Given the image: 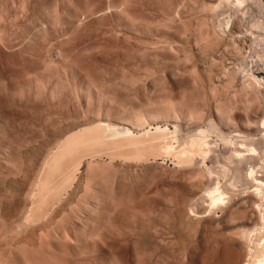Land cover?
I'll return each mask as SVG.
<instances>
[{"label": "bare ground", "instance_id": "bare-ground-1", "mask_svg": "<svg viewBox=\"0 0 264 264\" xmlns=\"http://www.w3.org/2000/svg\"><path fill=\"white\" fill-rule=\"evenodd\" d=\"M170 1L56 0L53 7L49 2L50 15L41 12L40 18L34 14L38 6L34 0H21L19 6L13 2L20 15L10 2L11 10L5 11L12 14L14 8L16 15L0 14L1 261L8 256L18 264H31L25 260V248L44 249L45 245L46 264L59 260L66 264H264V258L257 260L250 248L255 232L264 234V169L257 168L259 160L264 161V136L254 137L264 131V120L260 118L259 125L261 120L256 119V127H249L250 138L243 135L249 143L236 139L248 145L249 154H241L246 149L240 146L233 148L232 138L222 133L230 153L225 171L231 174L223 182L211 174L212 167L208 177L201 169L218 149L208 140L211 129H202L198 122L201 109L183 95L186 73L192 74L188 67L194 70L195 76L190 77L196 82L202 64L212 65L219 58L218 12L230 0H183L171 16L155 17L156 11L166 12ZM241 2L237 0L238 5ZM188 6L200 22L184 16ZM18 16L22 22L21 17L16 21ZM70 16L74 21H68ZM254 22L264 28L261 21ZM238 30L235 27L234 33ZM255 39L260 38L253 37L250 43L254 45ZM169 61L184 67L169 70ZM159 72L170 92H180L179 101L166 96L167 89L165 97H153ZM259 81L264 85L263 75L244 84L248 110L254 109L256 101L261 103L256 93ZM254 93L259 97L254 96L255 102L250 96ZM247 117L246 122L253 124ZM165 118L174 131L160 125ZM26 121L30 127L20 129ZM162 156L177 162L173 179L179 188L163 197L158 190L154 194L169 208V217L162 214L158 220L174 224L165 226L169 233L156 230L151 238H143L144 223L152 222L151 208L148 212L140 208L147 189L137 186L138 178L143 172L154 173L153 159ZM126 197L129 205L123 202ZM63 220L66 225L61 231L55 225ZM183 227L194 236L182 234ZM20 249H25L22 256ZM39 251L34 249L41 257ZM161 252L169 254V263ZM176 258L180 261L171 262Z\"/></svg>", "mask_w": 264, "mask_h": 264}, {"label": "rangeland", "instance_id": "rangeland-1", "mask_svg": "<svg viewBox=\"0 0 264 264\" xmlns=\"http://www.w3.org/2000/svg\"><path fill=\"white\" fill-rule=\"evenodd\" d=\"M0 1H2V0H0ZM5 1H7V0H5ZM5 1H2V2H0L1 4H0V6H1V12H0V14H2V11H3V15H5L4 13H6V11L9 9V10H11V7L13 6V7H16V5H18V3L21 1V0H11V1H8L7 3L5 2ZM14 1H17V4H16V2L15 3H13ZM52 1V2H51ZM56 2V0H34V6H35V4L36 5H38V6H35V10H36V12L34 11V14L36 13V16H38V17H43L44 15H46L47 14V12L48 11H50L51 12V10L50 9H53L52 7L54 6V3L53 2ZM58 1V0H57ZM167 1H169V0H167ZM178 1V2H177ZM171 0L170 2H168V3H165V5L166 4H168L167 6H169V7H165L164 8V10L166 11V12H164L161 8V12H163L162 14H161V12L160 11H156L157 13V16H155V17H158V15L159 16H163V14L165 15H167V14H169L170 16H171V14H172V11H174L175 9H176V7H177V3H179V4H182L181 2H184L183 0ZM180 1V2H179ZM239 1V0H238ZM241 1V0H240ZM245 0H243V3L241 2V4L240 5H238V3H237V0H230L229 1V4H227V2H223L222 4V6L219 8L220 10L219 11H221V12H218L219 13V15H218V19H220V20H217V22H219V25H220V27H222V28H220L221 29V31H220V33L222 32L223 34H225V36L224 35H222V33H221V37H220V48L216 51V56H218L219 58H217L216 57V61H215V63H213L212 65L210 64L211 62H209V61H206V62H204L202 65V67H201V72L202 73H200L201 75H199L200 77L197 79V81L196 82H194V81H192L193 79L190 77L191 75H192V77H194L195 75H194V70L191 68V66H187L188 68H189V72H192V74L191 73H189V74H187L186 73V76L188 77H186V81H188V83L187 82H185L186 84H185V88L184 89H186L185 91H184V93L185 94H183V95H185L186 96V98L190 101V103L192 104H194V102H195V104L198 106V109L200 110V112H202L201 114H202V117L200 116V119L198 120V122H200L201 123V128L202 129H206V130H208V131H210V129H211V131L209 132V136H208V140L210 141V143H211V145L212 146H214L215 147V150H217V152L218 153H220V154H218L216 151H215V154L213 153V155L211 154V156H213V158L211 159V158H208L207 160H206V164L204 163V164H202L201 165V167L203 166V168H201V169H204V170H202L204 173H205V175L207 176H209V169L211 168L213 171H212V173L211 174H216L217 175V177L218 176H220V180L221 181H223V182H225L226 181V179H228V176L229 175H231L230 173H229V175H228V172H226L225 171V168H227L228 166H227V161H228V159L226 158V156L228 157V155L230 154L229 152H228V148H227V146L225 145V143H224V141L222 140V137H221V135H222V133H225L226 135L228 134L229 135V137L230 138H232V140H233V148H237V146H238V149H239V146H240V148H242V150L245 148L246 149V147H248V145L247 144H245L246 142H247V139L245 140V138L246 137H244V136H249L248 138H250L251 136L249 135L250 134V129L251 128H249V127H252V128H254V127H256V125L254 124L255 123V121H260L261 119L262 120H264V118H262V116L264 115L263 113V109H264V103H263V99L264 98H262V96L264 97V85H262L261 84V82H260V84L259 83H257V85H258V87H257V89H259L260 87V91L258 90V92H256V93H259V94H257V96L259 95L261 98V100H259V97H256L255 95H256V93H254V94H252V95H250L251 97L253 96V101L255 102V100L257 99V100H259V102L261 101V103H263V104H261V103H259V105H258V101H256L257 102V107L256 108H260V104H261V109H256L255 108V104H256V102L254 103V105H253V103H252V105L254 106V109H256V110H254L253 108V110L254 111H256L255 113H254V111H252V109L251 110H248V107H249V109H250V107L251 106H248L247 105V102L245 101V99H244V95L246 94V91H245V89H244V86L247 84V83H249V81H250V79H251V81H250V83L253 81V78L255 79V77H259V76H261V75H263L264 76V48L262 47H260V46H264V28H262L263 26H260V24H259V26H258V23H256V22H254V21H256V20H259V21H261L262 23H264L263 21V18H261V17H264V11H263V13H261L260 12V7L261 6H263L264 7V0H246L245 2H244ZM9 2H10V4L12 5V3L14 4V5H10L9 4ZM52 3V7H48V6H51V4L50 3ZM188 2V1H187ZM3 3H4V5H3ZM6 3V4H5ZM9 4V5H8ZM16 4V5H15ZM77 4V3H76ZM225 4V5H224ZM9 6V8H7L6 9V7H4V6ZM4 7V10H2V8ZM19 6V5H18ZM17 6V7H18ZM175 6V7H174ZM17 7H16V9H17ZM173 7V8H172ZM225 7V8H224ZM228 7V8H227ZM262 7V9L261 10H264V8ZM40 8V9H39ZM245 8V9H244ZM249 8V9H248ZM260 8V9H259ZM16 9H14L13 8V10L14 11H12V14H11V11H10V13H8V15L9 14H11V15H9V16H15L16 14H18L19 12H18V10L19 9H17V13L15 14V12H16ZM43 9V10H42ZM49 9V10H48ZM167 9H169V10H167ZM172 9V10H171ZM191 9V10H190ZM6 10V11H5ZM39 10H41L40 12H39ZM48 10V11H47ZM186 10H187V12H186V14L184 15V16H187V17H189V18H191V17H193V19H195L197 22H200L201 20V18L200 19H198L197 18V15L198 14H196V11H194L193 10V8L191 7V6H188L187 8H186ZM190 12H189V11ZM252 10V11H251ZM5 11V12H4ZM194 13H193V12ZM41 12H44V15H43V13H41ZM46 12V13H45ZM50 12H48V14L46 15V16H44V17H47V16H49L50 14ZM189 12V13H188ZM192 12V13H191ZM228 12V13H227ZM247 12V13H246ZM260 12V13H259ZM6 13V14H7ZM38 13H39V15H38ZM199 13V12H198ZM221 13V14H220ZM227 13V14H226ZM188 14V15H187ZM210 13L209 12H205V15H207L208 17L211 15H209ZM260 14H262V15H260ZM19 15H20V13H19ZM154 15H155V13H154ZM169 16V17H170ZM206 16V17H207ZM21 17V16H20ZM19 16L17 17V19H16V21L17 20H20L21 18H20ZM40 17V18H41ZM161 17H159L160 18V20H162L163 19V17L161 18ZM13 18H15V17H13ZM18 18H20V19H18ZM71 18H73L72 16H70V20H68L69 22L71 21H74V19L72 20ZM158 18V19H159ZM157 19V18H156ZM242 19V20H241ZM195 20H193V24H196L197 22L195 21ZM198 20H200V21H198ZM14 21V20H13ZM23 21V18L20 20V22H22ZM240 21V22H239ZM18 22V21H17ZM7 23L9 24V22H7L6 21V26H7ZM228 23V24H227ZM262 23H261V25H262ZM11 24V23H10ZM10 24L8 25V28H10ZM182 24H183V26H182ZM181 24V27H183L182 29L184 30V28H187L186 26H185V24L184 23H182ZM223 24V25H222ZM234 25V26H233ZM264 25V24H263ZM67 26V27H66ZM242 26V27H241ZM64 27H66V28H68V25L66 24ZM234 27V28H233ZM235 27H237V29H239L238 30V32L237 33H234V30H235ZM14 28V27H13ZM225 31V32H224ZM229 31V32H228ZM230 31H232V32H230ZM244 31V32H243ZM246 31V32H245ZM247 31H248V33H247ZM230 33V34H229ZM233 33V34H232ZM240 33V34H239ZM243 33V34H242ZM251 33V34H250ZM254 34V35H253ZM228 35H229V37H228ZM249 35V36H248ZM253 35V36H252ZM227 37V38H224V37ZM239 36H241V38L238 37ZM243 36V37H242ZM247 37V39L245 40L244 38L245 37ZM232 37H234V38H232ZM253 37L255 38V37H259L260 39H258L259 41H256V39H255V41L256 42H254V45L253 44H251L252 43V41H254L253 40ZM243 38V39H242ZM226 39V40H225ZM242 39V40H241ZM252 39V40H251ZM247 40H248V42H247ZM229 43H228V42ZM233 41V42H232ZM242 41V42H241ZM244 41V42H243ZM246 41V42H245ZM263 41V42H262ZM223 42H226L227 44H228V46H227V44H226V46H224V44H222ZM232 44H231V43ZM251 42V43H250ZM237 43V44H236ZM257 43H258V46H257ZM259 43H263V45L262 44H259ZM229 44H230V46H229ZM247 44V45H246ZM222 45V46H221ZM234 45V46H233ZM246 47H245V46ZM250 45V46H249ZM260 45V46H259ZM224 47V48H223ZM227 47V48H226ZM240 47V48H239ZM261 48L260 50H262V51H260L259 49L257 50V48ZM226 48V49H225ZM244 48V49H243ZM250 48V49H249ZM252 48H254V50L252 51V52H250V50L252 49ZM255 48H256V50H255ZM224 49V50H223ZM229 50V51H228ZM237 50H239V51H237ZM220 51V52H219ZM221 51H222V53H221ZM230 52V53H229ZM231 52H232V56L230 55L231 54ZM240 53V54H238V53ZM220 53V54H219ZM224 53V54H223ZM236 54V55H235ZM248 54H249V57H250V59H249V57H248ZM221 55V56H220ZM227 55V56H226ZM231 57V58H230ZM225 58V59H224ZM3 60H4V62L6 61V57L5 58H2ZM1 59V61H3ZM247 59H248V61H250L248 64H247ZM218 60V61H217ZM231 61V62H230ZM239 61V62H238ZM247 61V62H246ZM207 62H209L208 64H206ZM171 61H169V70H171V68L172 69H174V67L177 69L178 67L179 68H183L184 67V64L183 63H181L180 64V62H179V64H178V62H173L172 63V65H171ZM219 63V64H218ZM232 65H231V64ZM178 64V65H177ZM207 65V66H206ZM176 66H178V67H176ZM253 66V67H252ZM192 70H191V69ZM191 70V71H190ZM161 74V72H159V75H158V79H157V81H156V91L154 92V94H153V97L154 98H158V99H160L163 95H165V91H166V89L168 90V86H169V84H168V82L165 80V82H164V80H163V77L160 75ZM226 75H227V77H226ZM237 75V76H236ZM249 75V76H248ZM258 75V76H257ZM161 76V77H160ZM203 76V77H202ZM215 76V77H214ZM219 77V78H218ZM213 78V79H212ZM215 78V79H214ZM221 78V79H220ZM230 78V79H229ZM244 78H245V80H244ZM248 79V81H246ZM160 80H161V82H160ZM163 80V81H162ZM221 80V81H220ZM245 81V82H244ZM244 82V83H243ZM258 82V81H257ZM246 83V84H245ZM249 83V84H250ZM159 84H161V85H159ZM165 84H166V86H165ZM168 84V85H167ZM217 84V85H216ZM245 84V85H244ZM260 85V86H259ZM163 88H161V87ZM263 87V88H262ZM164 88H165V90H164ZM216 88V89H215ZM159 89V90H158ZM169 91V92H168ZM168 91H166V96L167 95H169V98L170 99H172V100H174V102L175 101H179L180 99L179 98H181L180 96V92H178V91H176V93H175V91H172V92H170V90H168ZM162 92H163V94H162ZM168 92V93H167ZM234 94H233V93ZM160 93V94H159ZM173 93V94H172ZM179 93V94H178ZM157 94H159V95H157ZM162 95V96H161ZM256 97V99H255V97ZM163 97H165V96H163ZM162 97V98H163ZM182 98H184V97H182ZM233 100V101H232ZM233 102V103H232ZM141 103H142V100L141 99H139L138 100V105H141ZM250 103V102H249ZM248 103V104H249ZM232 104V105H231ZM250 105V104H249ZM233 106V107H232ZM205 107V108H204ZM263 107V108H262ZM230 110H229V109ZM246 108V109H245ZM233 109V110H232ZM238 109V110H237ZM244 109V110H243ZM232 110V111H231ZM248 110V111H247ZM258 110V111H257ZM247 111V112H246ZM261 111V112H260ZM245 112V113H244ZM251 113V114H249V113ZM40 113H41V115H40ZM204 113V114H203ZM227 113V115H225ZM231 113V114H230ZM252 113H254V114H252ZM258 113H260V114H258ZM206 114V115H205ZM233 114V115H232ZM247 114H248V116L250 115L251 116V118H250V116L249 117H247ZM256 114V115H255ZM39 115V116H38ZM205 117H204V116ZM224 115V116H223ZM259 115V116H258ZM37 116L38 117H41L42 116V111L40 112H38L37 113ZM219 116V117H218ZM254 116V117H253ZM222 117H224V119L222 118ZM246 117L247 118H250L251 119V121H249V122H252L253 124H251V123H249L248 124V122H246ZM264 117V116H263ZM220 118V119H219ZM228 118V119H227ZM261 118V119H260ZM225 119H227V120H225ZM230 119V120H229ZM254 120V122H253V120ZM257 119V120H256ZM222 120V121H221ZM225 120V121H224ZM262 120L260 121V122H256L257 124H261V122H262ZM165 121H167V122H165ZM165 121H162L161 123H160V125L163 127V128H169L171 131H174V129H175V127H174V125H172V122H169V119H167L166 120V118H165ZM27 122L28 121H26L25 123L23 122V126L22 125H20V126H22V127H20V129L22 128L23 129V127L24 128H27V125L29 124V123H31V122H28V124H27ZM203 123V124H202ZM169 124V125H168ZM229 124V125H228ZM248 127H247V126ZM251 125V126H250ZM254 127H253V126ZM258 125V126H259ZM229 126V127H228ZM257 126V127H258ZM28 127H30V125H28ZM213 127V128H212ZM210 128V129H209ZM246 128V129H245ZM214 129V130H213ZM245 133V134H243V133ZM246 132H248L249 134H247ZM264 132V131H263ZM263 132L262 133H257L256 135H254V137H255V140H258V138L260 139V137H262V136H264V134H263ZM219 133H221V134H219ZM263 134V135H262ZM241 135V137H244V138H238V136H240ZM244 135V136H243ZM253 137V138H254ZM236 139H238L239 141L241 140H243V142L245 141V143H243V145L239 142V141H236ZM212 140V141H211ZM264 140V139H263ZM214 142V143H213ZM222 142V143H221ZM236 142H239V144L238 143H236ZM250 141H248L247 143H249ZM214 145H213V144ZM235 143V144H234ZM176 144H178V143H176ZM235 146V147H234ZM246 146V147H245ZM241 151V150H240ZM243 153H241V154H249L250 152L246 149V150H243L242 151ZM218 154V155H217ZM217 155V156H216ZM216 156V157H215ZM218 158V159H217ZM226 159H227V161H226ZM153 162H155L154 163V166L156 165V171L153 173V172H151V174H150V172L149 173H147V172H143L141 175H140V177L138 178V180L140 181V183L141 184H139V181H138V184H137V186H140V188L142 189L143 187V191L145 190V189H147V190H145V194H147V196H146V198L145 199H143V204H142V206L140 207L141 209H142V207L144 208V211L145 210H147V208H148V206H150L149 208H151L149 211H150V213H148V214H151V218H149V219H151V221L152 222H149V221H147L146 223H144V224H146L145 226H144V228L142 229V234H144L143 236V238H151L152 237V235H154V233H155V231L157 230V232H160V234H163V233H169V229L167 230V228L165 227V226H169V225H171V224H174V223H172L173 221L171 220L170 221V224H169V221H167L168 223H164V222H162V221H159L158 219L161 217L160 215H166V217H169L168 216V214H169V208L166 206H164V204L161 202V198L160 197H163V196H165V194L166 195H168V194H171V192L173 193L174 191H175V189H178L179 187V185H177V181H176V177L173 179V177L174 176H176L177 175V171H176V169H178V164H177V162L173 159V158H169V157H167V156H162V157H158V158H156V159H153ZM263 162L264 161H262V160H259V164H257L258 166H257V168L260 170H262V168L264 169V164H263ZM217 164V165H216ZM219 164V165H218ZM208 166V167H207ZM224 166V167H223ZM262 167V168H261ZM172 168H173V170H172ZM209 168V169H208ZM158 170H160V171H158ZM158 171V172H157ZM164 173H163V172ZM173 171V172H172ZM224 171V172H223ZM160 172H161V174H160ZM175 172V173H174ZM206 172L208 173V174H206ZM214 172V173H213ZM224 173V176H226V177H224V176H222L223 175V173ZM225 172H226V175H225ZM260 172V171H259ZM258 172V173H259ZM147 173V174H146ZM176 174V175H174V174ZM257 173V174H258ZM159 174V175H158ZM163 174H164V177H163ZM261 174V173H260ZM151 175V176H150ZM154 175V176H153ZM158 175V176H157ZM171 175V176H170ZM174 175V176H173ZM216 175H214L215 177H216ZM259 175V174H258ZM145 176V177H144ZM150 176V177H149ZM157 176V177H156ZM163 178H162V177ZM207 176V177H208ZM148 179H147V178ZM158 178V179H157ZM169 178H171V179H169ZM225 178V179H224ZM229 178H230V176H229ZM147 179V180H146ZM150 179V180H149ZM166 180V181H165ZM152 181H154L153 183H152ZM174 181V182H173ZM222 182V183H223ZM144 183H146V184H144ZM151 183V184H150ZM176 183V184H175ZM164 184V185H163ZM1 185V184H0ZM131 186H132V184H130ZM130 185H128V188H129V190H130ZM148 185V186H147ZM175 185H177V186H175ZM141 186H143V187H141ZM151 187V188H150ZM166 187V188H165ZM178 187V188H177ZM240 187L241 186H239L237 189L238 190H240ZM175 188V189H174ZM0 190H2V185H1V187H0ZM157 190H158V192H157ZM242 190V189H241ZM171 191V192H170ZM177 191V190H176ZM147 192V193H146ZM158 193V195L160 196L161 194V196L160 197H156L155 195ZM170 192V193H169ZM156 193V194H155ZM153 194V195H152ZM155 194V195H154ZM157 195V196H158ZM151 196H155L154 198L153 197H151ZM148 197V198H147ZM149 197H151V198H149ZM128 197H126V198H124L123 199V202L125 203V204H128L129 202H130V200H129V198L127 199ZM156 198V200H154ZM159 198V199H158ZM127 199V200H126ZM147 199V200H146ZM127 201V202H126ZM129 201V202H128ZM145 201V202H144ZM155 202V203H154ZM160 202V203H159ZM147 203V204H146ZM131 204V203H130ZM133 204V203H132ZM162 204V205H161ZM129 205V204H128ZM158 206H160V207H158ZM263 206H264V201H263ZM146 207V208H145ZM148 208V209H149ZM153 208V209H152ZM167 208V209H166ZM165 209V210H164ZM151 210H153L152 211V213H151ZM168 210V211H167ZM147 212H148V210H147ZM217 215H221V212H218L217 213ZM72 218H74V216L72 217ZM71 218V219H72ZM66 219H68V217H66ZM74 219H72V221H73ZM169 220V219H168ZM71 221V220H70ZM70 221H68L67 220V223H70ZM64 223V224H62V223ZM59 221L58 223H57V225H55L56 226V228L57 229H61V231H63V227H65L64 225H66V221ZM160 224H162L163 223V225L164 226H160L159 227V223ZM60 224V225H59ZM62 225H63V227H62ZM157 225V226H156ZM58 226V227H57ZM61 226V227H60ZM150 226V227H149ZM60 227V228H59ZM146 227V228H145ZM156 227V228H155ZM158 227V228H157ZM164 228H165V230H164ZM159 229V230H158ZM167 230V231H166ZM166 231V232H165ZM180 232L182 233V234H184L186 237H187V235L189 234V230H187L186 229V227H183V229L181 230L180 229ZM261 231L260 230H258V231H256L255 232V234L253 235V241H252V243H251V246H250V248L252 249V251H253V253H254V255L255 256H257L256 258H257V260H259V259H262V258H264V234H262L263 236H260V233ZM264 233V232H263ZM150 234V235H149ZM190 234H193L192 232H190ZM188 235V238H190L191 236L193 237L194 235ZM139 235H140V232H139ZM190 236V237H189ZM238 239L240 238V237H237ZM241 239V238H240ZM239 239V240H240ZM26 246V245H25ZM28 248H25L26 250L28 249V251H26V253H25V255H24V257H25V260L27 259L28 261L30 260V262L29 263H33V264H35V262H36V264H42V262H44L45 264L46 263H48L49 262V255H48V252H45L46 251V246L45 245H43V247H44V249L43 248H40L39 249V247L38 248H33V247H31V246H27ZM31 247V248H30ZM23 249V248H22ZM25 249L24 250H22V251H24L25 252ZM31 249H33V251L31 250ZM34 249H36V250H40L39 252L41 253V257H40V254L39 255H37V253H35V252H37V251H35L34 252ZM44 250V251H43ZM21 253L19 254L18 253V251H17V253L20 255V256H22L21 254H22V251H21V249L19 250ZM28 253V254H27ZM46 253V257L44 256V254ZM164 254V252H161V254ZM33 254H35V255H33ZM161 255L162 257H163V259L166 261V262H168L169 263V254L168 253H165L164 255ZM166 254H167V256H166ZM27 255H29L30 256V258L27 256ZM33 255V256H32ZM36 258H35V257ZM43 256L45 257L44 258V260H48V261H44L43 259H40V258H43ZM164 256H165V258H164ZM23 257V258H24ZM6 258H7V261L5 262V261H1L0 260V263L1 262H4V263H7V264H14V262H15V264L17 263L16 261H13L12 260V258H11V260L10 259H8L9 257L8 256H6ZM6 258H4L5 260H6ZM32 258V259H31ZM3 259V258H2ZM40 259V260H39ZM89 259H91V258H89ZM167 259H168V261H167ZM178 259V260H177ZM11 262H9V261ZM26 260V261H27ZM37 260H39V261H37ZM172 260V259H171ZM170 260V261H171ZM177 260V262H179L180 261V258H176L175 260H172L171 262H175ZM40 261H42V262H40ZM60 262L59 263H57V264H60L61 262H63V263H61V264H66L65 262H64V260H59ZM4 263H2V264H4ZM18 264V263H17ZM73 264H77V263H73ZM93 264V263H92Z\"/></svg>", "mask_w": 264, "mask_h": 264}]
</instances>
